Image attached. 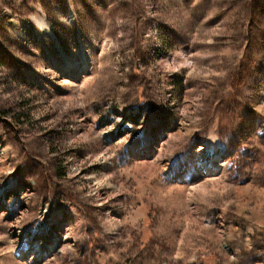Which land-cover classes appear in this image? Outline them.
I'll use <instances>...</instances> for the list:
<instances>
[{
    "label": "rangeland",
    "instance_id": "rangeland-1",
    "mask_svg": "<svg viewBox=\"0 0 264 264\" xmlns=\"http://www.w3.org/2000/svg\"><path fill=\"white\" fill-rule=\"evenodd\" d=\"M0 264H264V0H0Z\"/></svg>",
    "mask_w": 264,
    "mask_h": 264
},
{
    "label": "bare ground",
    "instance_id": "bare-ground-1",
    "mask_svg": "<svg viewBox=\"0 0 264 264\" xmlns=\"http://www.w3.org/2000/svg\"><path fill=\"white\" fill-rule=\"evenodd\" d=\"M43 24H44V23H43ZM74 64H75V63H73V62L68 63L69 68L71 69V67H72ZM84 67H85V65H84ZM147 142H148V141H145L144 144H143L142 146H146ZM138 148H139V147H138ZM140 148H141V147H140ZM137 150H138V149H137ZM215 170H216V169H215ZM205 171H206L205 173H206V174H209L211 177L216 175V173H215L214 171H210V172H209V171L206 170V169H205ZM244 190H246V189H244Z\"/></svg>",
    "mask_w": 264,
    "mask_h": 264
}]
</instances>
